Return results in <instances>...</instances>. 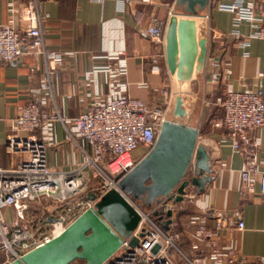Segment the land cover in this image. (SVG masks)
Instances as JSON below:
<instances>
[{
    "label": "built area",
    "instance_id": "obj_1",
    "mask_svg": "<svg viewBox=\"0 0 264 264\" xmlns=\"http://www.w3.org/2000/svg\"><path fill=\"white\" fill-rule=\"evenodd\" d=\"M129 2L123 0L122 5ZM212 10L232 14L231 31L225 35L213 31L217 39L231 38L240 46H245L249 39L264 40V0L254 3L210 0L202 14L208 18ZM9 12L17 15L25 27H16L12 18L0 24V66L16 60L24 45L30 54L42 56L53 66L47 64L45 77L30 90V100L19 108L4 141L5 152L19 160L8 169L0 168V264L17 259L58 235L81 212L92 208L104 193L118 190V180L139 160L135 150H141L144 156L155 143L162 122L168 119L165 101L162 105H150L128 95L127 65L121 52L95 56L108 62L95 64L84 74L85 81L93 88L85 94L86 108L71 118L54 112L66 138L80 144L83 160L73 176L54 174L47 164V148L55 142L54 118L46 109L51 95L49 78L57 76V66L66 58H74L77 52L45 48L42 25L49 15L39 12L37 0H26L23 6L10 4ZM242 22L250 27L246 36L239 31ZM143 32L156 46L163 45V26L156 18ZM217 59L218 56L212 58L211 80L218 82L221 90L215 101L221 116L213 126L225 130L218 144H227L242 156V186L250 192L257 189L264 195L259 140L252 136L254 131L264 128V91L233 90L229 84V61L223 62L219 72ZM100 78L106 87L104 92ZM161 93L168 95L166 88H162ZM40 198L48 199L50 205L43 207V213H39L40 210L32 213L31 204L39 202ZM125 198L138 213L139 221L133 232L122 240L120 248L103 264H264V256L254 260L237 256L231 242H221L225 229H243L244 223L238 213L227 214L203 205L179 219L178 213L194 199L190 197L189 188L181 202L163 200L150 210ZM155 210L162 213L154 215ZM167 210L172 214L164 229ZM7 211L14 218L11 222L7 220ZM183 237L188 239L184 245L181 244Z\"/></svg>",
    "mask_w": 264,
    "mask_h": 264
},
{
    "label": "crops",
    "instance_id": "obj_2",
    "mask_svg": "<svg viewBox=\"0 0 264 264\" xmlns=\"http://www.w3.org/2000/svg\"><path fill=\"white\" fill-rule=\"evenodd\" d=\"M26 0H0V24L9 19L16 27L24 28L17 15L9 12L10 4L23 6ZM257 0H244L254 3ZM39 12L47 13L49 18L42 25L44 46L47 50L76 51L74 58H66L57 66L58 75L51 76V95L47 99L46 109L54 118L55 142L47 148V164L54 174L75 175V169L83 160L78 142L66 138L64 128L56 120L54 112L64 117H75L87 105V92L92 85L85 81L84 74L95 64L108 60L95 56L115 55L121 52L126 60L128 82L127 93L144 102L161 104L166 102L168 119H175L173 110L177 96L182 97L185 116L180 123L198 130V140H207L217 144L218 158L212 164L214 176L205 189L198 194L187 207L194 213L198 206L227 214L238 213L243 221L241 230L227 228L223 231L221 242H231L238 256L251 260L264 256V195L257 189L250 192L241 184L240 170L243 158L233 152L227 144H218L225 130L214 127L220 118L221 110L215 103L219 92L218 82L211 80L214 70L212 58L218 56V71L223 62L230 65L229 84L235 91L261 89L264 91V40L249 39L240 46L234 39H217L213 31L227 34L232 29V14L226 11L212 10L204 18L207 55L204 69L190 82L181 83L172 76L167 68L164 42L162 46L144 34L143 30L156 18L165 28L172 12H180L176 0H37ZM239 31L243 36L250 32L246 22H242ZM222 47V48H221ZM220 49L219 51H217ZM53 66L42 56H34L22 47L21 55L14 61L0 66V168L8 169L18 162V157L5 152L4 141L13 126V119L19 108L30 100V90L36 88L45 77L46 66ZM158 67L155 69L154 67ZM101 91L106 87L100 78ZM166 88L168 95L161 93ZM177 120V119H175ZM258 138L259 168L264 171V128L253 132ZM142 152V151H141ZM88 173V171L86 172ZM33 207L37 205L31 204ZM8 212V211H7ZM185 216V217H184ZM184 217V218H183ZM188 243L186 237L181 244Z\"/></svg>",
    "mask_w": 264,
    "mask_h": 264
},
{
    "label": "water",
    "instance_id": "obj_3",
    "mask_svg": "<svg viewBox=\"0 0 264 264\" xmlns=\"http://www.w3.org/2000/svg\"><path fill=\"white\" fill-rule=\"evenodd\" d=\"M210 0H176L182 8L169 16L164 49L169 73L187 83L202 72L207 37L202 12ZM177 96L173 116L162 122L151 149L117 182L118 190L104 193L92 208L81 212L64 230L6 264H103L136 228L139 215L125 196L153 207L163 200L181 202L200 194L213 179L216 143L198 140V130L180 123L185 116ZM188 174V176H187ZM94 199V196H90ZM162 213L155 210L154 215ZM172 211L165 212L167 229Z\"/></svg>",
    "mask_w": 264,
    "mask_h": 264
},
{
    "label": "rangeland",
    "instance_id": "obj_4",
    "mask_svg": "<svg viewBox=\"0 0 264 264\" xmlns=\"http://www.w3.org/2000/svg\"><path fill=\"white\" fill-rule=\"evenodd\" d=\"M220 91L221 90L219 89L218 95L221 93ZM134 153H135V156L138 159H140V158L143 157V153L139 149L135 150ZM136 202L141 205V202L140 201H136ZM35 204H37V205H34V207H33L34 209H33L32 213H36L39 210L41 211L39 213H43L44 212L43 207H48L50 205V201L48 199H46V198H40L39 202H36ZM189 204L190 203H188L187 205H185L180 212H182V211L183 212H186L187 211V207L189 206ZM143 207L145 209H147V210H150L148 207H145V206H143ZM160 210H162V207L160 208ZM6 216H7V220L9 222H11L14 219L13 216H12V214L10 212H6ZM75 264H77V263H75Z\"/></svg>",
    "mask_w": 264,
    "mask_h": 264
},
{
    "label": "trees",
    "instance_id": "obj_5",
    "mask_svg": "<svg viewBox=\"0 0 264 264\" xmlns=\"http://www.w3.org/2000/svg\"><path fill=\"white\" fill-rule=\"evenodd\" d=\"M181 11H182V8H181ZM203 12H204V11H203ZM203 12H202V13H203ZM187 176H188V174H187ZM182 214H184L183 211L178 213V217H179V219L183 216ZM190 214H192V213H188V212H187V215H190ZM184 217H185V216H184ZM184 217H183V218H184Z\"/></svg>",
    "mask_w": 264,
    "mask_h": 264
}]
</instances>
